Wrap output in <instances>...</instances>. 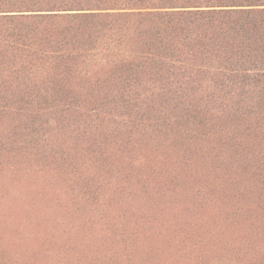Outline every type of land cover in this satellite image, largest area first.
Wrapping results in <instances>:
<instances>
[{
  "label": "trees",
  "instance_id": "trees-1",
  "mask_svg": "<svg viewBox=\"0 0 264 264\" xmlns=\"http://www.w3.org/2000/svg\"><path fill=\"white\" fill-rule=\"evenodd\" d=\"M264 264V0H0V264Z\"/></svg>",
  "mask_w": 264,
  "mask_h": 264
},
{
  "label": "rangeland",
  "instance_id": "rangeland-1",
  "mask_svg": "<svg viewBox=\"0 0 264 264\" xmlns=\"http://www.w3.org/2000/svg\"><path fill=\"white\" fill-rule=\"evenodd\" d=\"M220 264H225V263H220Z\"/></svg>",
  "mask_w": 264,
  "mask_h": 264
}]
</instances>
